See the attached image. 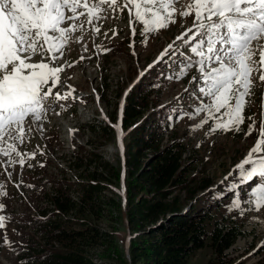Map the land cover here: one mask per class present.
Returning a JSON list of instances; mask_svg holds the SVG:
<instances>
[{"label":"rangeland","instance_id":"obj_1","mask_svg":"<svg viewBox=\"0 0 264 264\" xmlns=\"http://www.w3.org/2000/svg\"><path fill=\"white\" fill-rule=\"evenodd\" d=\"M187 3L188 0H180L177 8ZM103 17L95 22V27L100 29L99 33L94 30L93 25L85 23L83 32L77 31L74 34L64 49V56L57 61L64 66V71L60 74L62 83L53 87V92L59 91L62 95L70 93L69 99L61 101L65 104L64 108L58 105L54 111L49 110L40 122L28 119L27 124L31 125L32 131L25 143L18 148L24 154V166L15 163L9 167L4 163L8 158L0 155V183L4 184L3 191L7 193L6 196H0V203L5 205L4 209H0V215L6 218L5 227L0 229L1 264H21L20 254L33 242L30 237H35L38 243L44 242L40 228L35 226V215H40L38 209L45 203L43 194L46 190H51L52 183L57 184L65 173L70 178L76 177L78 170L69 161L80 146H84V150L100 152L104 158L116 164L121 162L124 166L123 145L121 146L117 130L116 138L104 134L102 130L105 121L111 122L109 117L114 112L116 102L118 99L122 100L123 95L119 97V89L124 90L139 81L148 65L157 61L169 44L175 41L180 45L176 37L193 23V16L181 18L177 13L175 24L141 36L139 32L133 35L132 28H139L140 25H130L127 9L123 12L106 9ZM258 45H264V39L252 42L254 49ZM185 53L186 46L180 45L174 54L176 57L172 66L167 71V77L165 75L152 91L153 104L155 102L161 106L176 100L175 102L178 101L187 108L172 123L173 129H177L188 147L184 157L190 167L189 175L195 177V182L201 177L212 178L209 187L200 190L198 194L212 190L222 202L220 213L223 211L232 214L243 222L246 233L238 236L232 246L225 250L222 255L225 264H264V207L257 211L253 204L248 203L253 198L250 195L251 189L262 178L257 176L252 181L241 183L240 170L236 167L248 157L258 139L257 130L260 127L261 113L264 112V82L259 81L258 73L255 74L254 93L247 98L245 116L255 114L257 121L256 130L251 135H245L251 124L248 119H245L239 132H211L210 128L223 117L224 110L212 117L207 111L198 110L203 106L198 82L193 80V76L199 75L198 65L189 68L186 76L175 78V74L184 67L181 61L187 58ZM188 55L196 59L194 54L188 52ZM33 59L34 62L39 61L40 57ZM255 59H259L258 50ZM204 100L207 101L208 98ZM204 120L208 123L202 124ZM198 124L202 126L197 127ZM122 132L124 133L123 130ZM169 139L170 136L166 133L163 142ZM33 152L36 153L34 157L30 155ZM9 172L11 176L8 175ZM17 184L20 185L19 188ZM111 185L113 190H107L106 197L117 196L115 190L120 191L124 203L123 181L119 185ZM233 188L237 191L236 194L233 193L234 196L230 194ZM225 190L229 191L227 195ZM75 193L78 194L77 191ZM236 199L240 200V208L232 207V202ZM115 211L112 210V214L101 220L100 224L110 228L114 223L118 227L116 234L119 243L125 248L128 244V225L124 220L116 222L113 217L117 214ZM5 235L11 244L3 242ZM101 249V246L93 248L92 255L97 257ZM98 257L101 258L100 263L105 262L101 255ZM210 260L218 262L220 258L213 247L207 244L191 255L190 264H209Z\"/></svg>","mask_w":264,"mask_h":264},{"label":"trees","instance_id":"obj_2","mask_svg":"<svg viewBox=\"0 0 264 264\" xmlns=\"http://www.w3.org/2000/svg\"><path fill=\"white\" fill-rule=\"evenodd\" d=\"M175 57L147 69L129 88L123 103L116 102L109 118L117 121L122 105L124 166L84 146L73 153L69 164L78 170L76 177L65 173L44 192L45 203L38 209L40 215H35L44 242L30 237L33 242L20 254L21 264H190L191 255L207 244L220 258L209 264H225V250L246 233L243 222L220 213L222 202L212 190L198 194L212 178L195 182L189 175L184 157L188 147L172 123L187 108L176 100L154 105L151 98ZM120 89L119 97L125 90ZM102 127L104 134L116 138L113 124L105 121ZM166 133L170 139L163 142ZM121 181L124 203L120 191L106 197V191L113 190L111 184ZM112 210L117 212L116 222L124 220L128 225L125 248L114 223L110 228L100 224ZM99 246L104 263L99 255H92Z\"/></svg>","mask_w":264,"mask_h":264},{"label":"snow or ice","instance_id":"obj_3","mask_svg":"<svg viewBox=\"0 0 264 264\" xmlns=\"http://www.w3.org/2000/svg\"><path fill=\"white\" fill-rule=\"evenodd\" d=\"M179 4L180 0H0V155L8 158L4 163L24 166V154L18 148L32 131L27 124L29 118L40 122L49 110L54 111L58 105L65 107L61 101H68L70 93L53 92V87L62 83L60 74L64 71L57 61L64 56L74 34L83 32L85 23L99 33L95 22L104 18L106 9H127L130 25H140L132 28L133 35L139 32L141 36L175 24L177 13L181 18L193 16L192 26L176 37L180 45L186 46L187 58L181 61L184 67L175 78L186 76L189 68L198 65L199 75L193 76L203 102L198 110L207 111L210 117L224 110L210 131L239 132L248 119L251 124L245 135H251L257 121L255 114L245 116V107L254 93L255 74L264 82V45L252 47L253 41L264 39V0H188L178 9ZM180 45L175 41L169 44L148 69L174 55ZM37 56L40 60L34 62ZM257 131L256 145L236 167L241 183L262 178L251 189L253 198L248 201L259 211L264 207V112ZM3 189L0 183V196L7 195ZM232 207L240 208V200H234ZM4 208L0 203V209ZM5 219L0 215V229L5 227ZM3 242L12 243L6 235Z\"/></svg>","mask_w":264,"mask_h":264},{"label":"water","instance_id":"obj_4","mask_svg":"<svg viewBox=\"0 0 264 264\" xmlns=\"http://www.w3.org/2000/svg\"><path fill=\"white\" fill-rule=\"evenodd\" d=\"M128 89H129V88L126 89L124 96L126 95ZM116 129H117V133H118L119 140H120L121 145H122V139H121V137H122L121 125H120V126H116ZM123 188H124V184H123ZM124 194H125V191H124Z\"/></svg>","mask_w":264,"mask_h":264}]
</instances>
